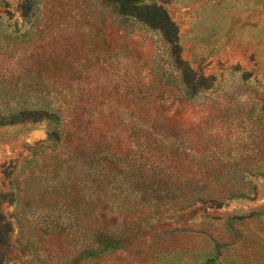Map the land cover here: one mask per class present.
Wrapping results in <instances>:
<instances>
[{"label":"rangeland","instance_id":"rangeland-1","mask_svg":"<svg viewBox=\"0 0 264 264\" xmlns=\"http://www.w3.org/2000/svg\"><path fill=\"white\" fill-rule=\"evenodd\" d=\"M23 3L0 0V264H264V0H148L179 62L110 0Z\"/></svg>","mask_w":264,"mask_h":264},{"label":"trees","instance_id":"trees-1","mask_svg":"<svg viewBox=\"0 0 264 264\" xmlns=\"http://www.w3.org/2000/svg\"><path fill=\"white\" fill-rule=\"evenodd\" d=\"M110 2L121 17L133 18L142 27L156 32L164 44L171 48L177 61H181L178 28L165 9L156 4H149L148 0H110ZM33 6L34 0H24V14H29ZM9 225L0 216V236L2 233L8 234Z\"/></svg>","mask_w":264,"mask_h":264}]
</instances>
